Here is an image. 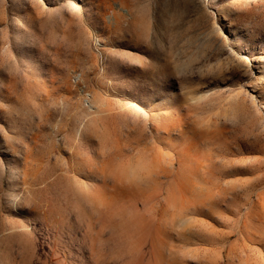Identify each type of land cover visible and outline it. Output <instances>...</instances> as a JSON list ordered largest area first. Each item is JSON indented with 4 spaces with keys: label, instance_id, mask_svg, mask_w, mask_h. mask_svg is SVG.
Listing matches in <instances>:
<instances>
[{
    "label": "rangeland",
    "instance_id": "374dc122",
    "mask_svg": "<svg viewBox=\"0 0 264 264\" xmlns=\"http://www.w3.org/2000/svg\"><path fill=\"white\" fill-rule=\"evenodd\" d=\"M0 264H264V0H0Z\"/></svg>",
    "mask_w": 264,
    "mask_h": 264
}]
</instances>
